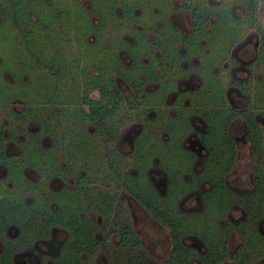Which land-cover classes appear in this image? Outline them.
<instances>
[{"label": "flooded vegetation", "instance_id": "flooded-vegetation-1", "mask_svg": "<svg viewBox=\"0 0 264 264\" xmlns=\"http://www.w3.org/2000/svg\"><path fill=\"white\" fill-rule=\"evenodd\" d=\"M61 3L71 36L2 71L0 264H264L263 1Z\"/></svg>", "mask_w": 264, "mask_h": 264}, {"label": "trees", "instance_id": "trees-1", "mask_svg": "<svg viewBox=\"0 0 264 264\" xmlns=\"http://www.w3.org/2000/svg\"><path fill=\"white\" fill-rule=\"evenodd\" d=\"M250 1L253 2V7L256 6L257 0ZM262 1L264 3V0ZM44 5H47L49 7L48 11H43V9L45 8ZM62 5L63 4L59 0H0V16L2 19L0 22V38H4L8 34L12 35L15 42L21 47V51H23L22 54L26 57L24 60L26 63L28 62V60L35 61L34 58H36L37 61H40V54L42 56V51L39 47L40 43L44 41V38L45 40H53V37H57L52 34V36L48 35L47 38H43L44 32L46 33V30L51 29V26L49 24L52 22L51 18L56 19L55 23L53 24V29L54 26L61 29L63 32L61 36L64 35V31L65 34L67 33L71 36L72 31L75 27L74 25H76V21L71 20V17L68 16L67 10L64 8V10L61 9ZM58 9H60L61 12L59 13L60 16L57 12ZM31 12L33 14H30ZM58 20H61L62 22L59 23ZM48 25L50 27H48ZM38 32H40L41 34L42 41L39 38V35L35 36V34ZM57 35L60 34L58 33ZM0 45H2L1 41ZM112 51V48L103 49V51L92 61L91 66H95L100 69L102 68V66H116L112 60ZM55 56L56 55L52 53V59L50 60V62H58L54 59ZM66 61H62V63L68 64V62ZM103 70H100L99 74L97 75H92V78L94 79L93 83L95 86H99L101 87V89H104V91L109 95V97H111L110 109L112 110V112H115V110L118 108V106L116 105L119 102L116 100V98L118 95H120V91H118L116 84L112 80V76L108 77L107 69ZM108 78L110 81L109 83L107 82ZM103 82H105V87L103 86ZM229 141L230 140H226L227 143ZM255 143H257V141H255ZM254 150L257 153L258 158L261 162L263 157V150L261 146L259 144H255ZM256 168L258 169L257 174L259 176H262V163H259ZM223 169L225 170V168ZM154 214L158 218H160L164 223H167L166 216H162L161 214H157L155 212Z\"/></svg>", "mask_w": 264, "mask_h": 264}, {"label": "rangeland", "instance_id": "rangeland-1", "mask_svg": "<svg viewBox=\"0 0 264 264\" xmlns=\"http://www.w3.org/2000/svg\"><path fill=\"white\" fill-rule=\"evenodd\" d=\"M211 1L215 4L219 0H211ZM63 2H66V0H63ZM208 3H209V0H208ZM234 8H235V13L236 14H238V15L241 14L242 10H241L240 7L235 6ZM258 11H259L260 21H261V23H262V25L264 27V7L262 5H260ZM184 18H185L184 14H182V15L179 14V15L176 16V19H178V20L179 19H184ZM51 19H52V22L49 23L50 26H51V29L46 30L45 35H46V37H48V35L52 36V34H53V35L59 37L61 34L60 35H57V34L61 32V29L57 28L56 26H54V29H53V24L55 23L56 19L55 18H51ZM50 26L48 25V27H50ZM36 35H39V38L41 39L40 32L36 33L35 36ZM0 41L2 42V45H0V58H2V59H0V60L3 61V63L0 62V101H2V100H11V99L15 98L14 96H16V95H19L22 99H24V100L26 99L27 100V97L24 94L25 91L20 89L19 85L16 84L14 86V84H12L10 82L6 83V81L4 80V78L2 76L3 75L2 74L3 70L9 71L12 66H15V67L23 66L19 62L21 60L24 61L26 57H25V55L22 54L23 51H21V47L15 42V40L12 37V35L8 34L4 38H0ZM41 41H42V39H41ZM41 44L42 43H40V45H39L40 49H41ZM52 45L53 44L46 45V50H47L46 52H47L48 55H52V53H53ZM78 55L79 54H77V56ZM34 85H35V83H34V81H32L27 86L24 85L23 89L26 86V88H31V91H32L33 88H34ZM31 91L29 90L27 92V95L30 96L31 100H34L35 98H34V95L32 94ZM157 96L160 97L159 93L157 95H153L152 97L155 98ZM219 131H220L219 136L222 135V137H224L225 134H226V137H227V129L226 128H225V131H224V127H223V129L220 127ZM176 158H177L178 164H180L181 163V160H179L180 157L176 156ZM242 164H247V161L243 162V161L240 160L239 166H238V170L239 171H242V170L246 171L248 174L251 173V169H249V166L244 165L242 167ZM95 166H97V165H95ZM127 208H128V206H127ZM220 211H221L220 208H218L216 210H212V212H215L216 214H219ZM118 213H119L118 217L122 220L123 219V214L121 213V210H118ZM234 214H235L236 217L240 216V213L237 212V211H235ZM145 222H146L145 220H141V218H140V220L137 222V224L141 228L142 223H145ZM208 222H209V218H206L204 223L208 224ZM152 229H151V231H152ZM142 231H144V227H142ZM153 232H154V230H153ZM144 233H146V231H144ZM166 233H167V231H166V229H164L163 233L161 232L158 236L159 237H163V235H165Z\"/></svg>", "mask_w": 264, "mask_h": 264}]
</instances>
